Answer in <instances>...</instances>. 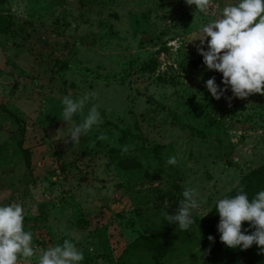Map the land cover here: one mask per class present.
<instances>
[{
    "label": "rangeland",
    "instance_id": "374dc122",
    "mask_svg": "<svg viewBox=\"0 0 264 264\" xmlns=\"http://www.w3.org/2000/svg\"><path fill=\"white\" fill-rule=\"evenodd\" d=\"M230 2L197 15L184 0H0V204H21L33 237L16 264L64 239L81 264L203 261L197 222L264 164V95L212 99L204 81L221 77L196 50L199 25ZM85 92L60 120L62 97ZM93 103L97 125L66 142ZM185 187L204 203L181 231L161 217Z\"/></svg>",
    "mask_w": 264,
    "mask_h": 264
},
{
    "label": "clouds",
    "instance_id": "9594fccd",
    "mask_svg": "<svg viewBox=\"0 0 264 264\" xmlns=\"http://www.w3.org/2000/svg\"><path fill=\"white\" fill-rule=\"evenodd\" d=\"M184 3L197 15H203L210 0H184ZM198 32L196 50L205 70L215 71L221 77L220 85L215 77L204 81V88L212 99H220L226 90L235 98L252 93L264 95V0H232L223 7L218 6L215 18L199 25ZM92 97L90 92L75 99L69 95L62 97L60 120L70 122ZM99 120L100 113L93 103L83 119L72 124L66 142L78 143ZM166 163L175 165V157L169 156ZM180 196L174 212L164 211L161 219L184 231L194 222L192 212L204 201L197 200L196 189L191 187L183 188ZM214 209L218 216L216 232L225 247L245 250L255 245L264 253V188L251 197L243 188H237L235 194L217 198ZM24 215L19 203L0 204V264H16L19 257L33 256V237L24 229ZM242 222L247 227L242 228ZM83 259L82 251L70 239H64L43 250L36 264H81Z\"/></svg>",
    "mask_w": 264,
    "mask_h": 264
},
{
    "label": "trees",
    "instance_id": "16d2710c",
    "mask_svg": "<svg viewBox=\"0 0 264 264\" xmlns=\"http://www.w3.org/2000/svg\"><path fill=\"white\" fill-rule=\"evenodd\" d=\"M17 122L22 125L20 119H17ZM237 188H243L249 197L264 188V164L245 174L237 183L236 188L226 195L235 194ZM172 194L174 195V193ZM217 222L218 216L215 214L214 207L206 217L197 222L198 237L205 249L204 259L200 263L189 264H264V253H260L255 245L245 250L225 247L219 241L218 233L216 232L215 226ZM244 227H247L246 222H242V228ZM251 230L249 229V231ZM209 236L212 237L211 241L208 240ZM156 249L159 253L164 254L167 251V245L160 243Z\"/></svg>",
    "mask_w": 264,
    "mask_h": 264
},
{
    "label": "water",
    "instance_id": "95a60500",
    "mask_svg": "<svg viewBox=\"0 0 264 264\" xmlns=\"http://www.w3.org/2000/svg\"><path fill=\"white\" fill-rule=\"evenodd\" d=\"M13 88H15V85L13 86Z\"/></svg>",
    "mask_w": 264,
    "mask_h": 264
}]
</instances>
